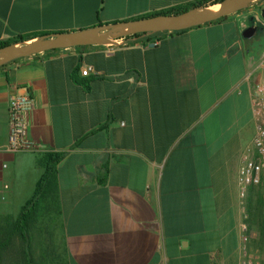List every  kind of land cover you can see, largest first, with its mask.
<instances>
[{
    "label": "crops",
    "instance_id": "crops-1",
    "mask_svg": "<svg viewBox=\"0 0 264 264\" xmlns=\"http://www.w3.org/2000/svg\"><path fill=\"white\" fill-rule=\"evenodd\" d=\"M196 1L0 0V42ZM263 57L264 4L253 2L180 33L52 50L1 66L0 226L31 197L43 154H62L58 225L53 218L42 234L41 264H239L241 223L258 263L264 178L239 198L237 169L251 149V91L264 80L255 71ZM17 88L32 101L26 124L36 149L10 153L6 110Z\"/></svg>",
    "mask_w": 264,
    "mask_h": 264
},
{
    "label": "water",
    "instance_id": "water-1",
    "mask_svg": "<svg viewBox=\"0 0 264 264\" xmlns=\"http://www.w3.org/2000/svg\"><path fill=\"white\" fill-rule=\"evenodd\" d=\"M257 0H222L217 4L194 7L176 14H158L97 25L77 31L42 35L29 42L0 47V67L13 60L42 52L87 45L111 44L113 40L136 34L176 32L216 21L246 8Z\"/></svg>",
    "mask_w": 264,
    "mask_h": 264
},
{
    "label": "trees",
    "instance_id": "trees-1",
    "mask_svg": "<svg viewBox=\"0 0 264 264\" xmlns=\"http://www.w3.org/2000/svg\"><path fill=\"white\" fill-rule=\"evenodd\" d=\"M220 1L222 0H198L185 7H176L166 11L149 14L144 17L158 14H176L194 7L217 4ZM182 31L183 30L171 33H180ZM162 33L165 32L136 35L154 37ZM42 35L44 34L34 36L39 37ZM27 39L28 36L26 35L16 36L9 41L0 42V47L21 43ZM61 158L62 154H43L39 159V164L43 167V173L35 183L31 197L21 207L14 220L5 223L4 226H0V264H41L40 260L37 258V249L41 243L42 236L45 235L47 224L53 218H57L59 214L55 213V166Z\"/></svg>",
    "mask_w": 264,
    "mask_h": 264
},
{
    "label": "built area",
    "instance_id": "built-area-1",
    "mask_svg": "<svg viewBox=\"0 0 264 264\" xmlns=\"http://www.w3.org/2000/svg\"><path fill=\"white\" fill-rule=\"evenodd\" d=\"M132 36L118 38L127 40ZM115 39L113 43L116 42ZM153 41L151 44L154 45ZM255 71L264 75V57L256 65ZM89 68L80 70L86 76ZM32 101L24 89H15L7 101V138L6 151L10 153L34 151L35 143L27 134L26 112L31 108ZM252 114L255 119V131L251 139V149L244 155L237 169L238 196L244 198L246 189L257 186L264 178V80L254 82L251 91ZM252 235L247 226H239V264H264V251L256 263L249 255L248 243Z\"/></svg>",
    "mask_w": 264,
    "mask_h": 264
},
{
    "label": "rangeland",
    "instance_id": "rangeland-1",
    "mask_svg": "<svg viewBox=\"0 0 264 264\" xmlns=\"http://www.w3.org/2000/svg\"><path fill=\"white\" fill-rule=\"evenodd\" d=\"M257 2H261L262 4H264V0H257ZM256 1H255V3H257ZM55 224L56 225H58V218H57V220H55ZM59 227H57V229H58ZM256 255H257V253H256Z\"/></svg>",
    "mask_w": 264,
    "mask_h": 264
}]
</instances>
